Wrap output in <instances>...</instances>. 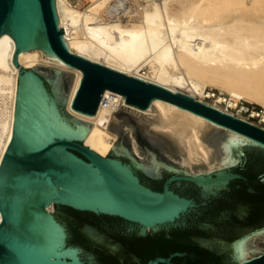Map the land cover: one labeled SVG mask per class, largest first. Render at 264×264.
Wrapping results in <instances>:
<instances>
[{
    "label": "water",
    "instance_id": "water-1",
    "mask_svg": "<svg viewBox=\"0 0 264 264\" xmlns=\"http://www.w3.org/2000/svg\"><path fill=\"white\" fill-rule=\"evenodd\" d=\"M54 6L55 0H0V36L12 37L13 64L19 69L12 137L0 164V264H105L98 251L111 248L112 240L94 221H77L64 209L117 218L145 236L178 226L199 208L192 198L204 204L229 182L243 179L239 173L248 155L253 154L252 170L264 168V129L71 53ZM31 49L81 71L71 108L85 116H94L104 91L110 90L140 110L159 99L232 131L217 134L211 144L217 160L228 166L192 174L169 160L179 150L162 132L148 131L150 125L120 109L108 129L118 138L101 157L83 145L94 124L65 110L75 74L42 65L24 69L18 54ZM172 174L178 175L158 191ZM49 206L54 213H48ZM194 238L210 254L203 264H264V211L248 222L211 226ZM184 255L146 264H171Z\"/></svg>",
    "mask_w": 264,
    "mask_h": 264
},
{
    "label": "bare ground",
    "instance_id": "bare-ground-1",
    "mask_svg": "<svg viewBox=\"0 0 264 264\" xmlns=\"http://www.w3.org/2000/svg\"><path fill=\"white\" fill-rule=\"evenodd\" d=\"M87 1V6L80 10L70 0H55L58 26L63 30L64 44L71 53L173 93H182L259 127L235 116L229 109L235 108L243 98L264 107V0ZM14 50L12 37L2 34L0 164L13 130L19 74L13 64ZM40 51L19 52L18 65L32 69L48 63L73 70L75 78L66 112L94 124L83 145L106 157L114 145V135L108 130L113 113L120 106L130 105L122 95L105 90L93 117L73 111L71 104L82 78L81 71L44 59L45 54ZM145 68L149 69L150 76L141 74ZM209 84L218 85L231 98L218 96L212 104L204 102L203 99L209 97L206 91ZM221 103L226 106L217 105ZM130 107L143 114L154 109L156 117L151 126L175 144L183 167L203 164L206 172H211L228 166L213 159L212 150L204 142L205 131L216 126L213 122L159 99H154L144 110ZM200 171L192 174L203 175L204 171ZM52 210L51 206L47 208L48 213Z\"/></svg>",
    "mask_w": 264,
    "mask_h": 264
},
{
    "label": "flooded vegetation",
    "instance_id": "flooded-vegetation-1",
    "mask_svg": "<svg viewBox=\"0 0 264 264\" xmlns=\"http://www.w3.org/2000/svg\"><path fill=\"white\" fill-rule=\"evenodd\" d=\"M251 164L252 160L248 159L244 170L239 173L243 179L229 182L224 189L206 198L204 204L199 203L198 198H192L200 206L194 212L185 216L178 226L157 232L149 231L145 236H141L136 227L117 218L96 217L73 212L71 214L79 220L88 219L94 221L95 227L112 240L114 244L111 248L98 251L105 264H146L154 258H168L174 253L185 255L173 258L171 264H203L210 254L207 249L201 247L195 240L196 234L219 224H236L251 221L259 217L264 211L258 212L257 210V208L262 207L264 200V168L252 170ZM177 175L172 174L165 177L158 191L162 190L165 181L169 177ZM158 176H162V173ZM140 179L144 182L141 177ZM146 185L154 190L150 185ZM187 185L192 186L190 184ZM238 201H244L246 205L237 206L236 203ZM253 211H256V214L251 217ZM213 215L219 216L221 218L220 221L212 220L211 217ZM185 234L188 235L186 236ZM155 243L159 244L154 247ZM176 245L184 246L186 249L173 248ZM152 254L154 256H151ZM120 255H123L121 260L118 259ZM84 260L89 261V259Z\"/></svg>",
    "mask_w": 264,
    "mask_h": 264
},
{
    "label": "rangeland",
    "instance_id": "rangeland-1",
    "mask_svg": "<svg viewBox=\"0 0 264 264\" xmlns=\"http://www.w3.org/2000/svg\"><path fill=\"white\" fill-rule=\"evenodd\" d=\"M70 2H71V4L74 7L77 6L76 8H78L80 10H83V8L85 6H87V4H88L87 0H82V2L80 1L79 3L76 2L75 0H70ZM40 52H42V51H40ZM40 65L46 66V67H49V68H53V69H56V70L64 71V72H67V73L74 74L73 70H71L69 68H60V67L58 68L54 64L43 63V64H40ZM143 73H145L144 74L145 76L146 75L150 76L149 69H147V68H145L144 70L141 71V74H143ZM219 88L220 87L218 85H210V84L207 85L206 86V91L209 94V97L208 98H204L203 99L204 102L212 104V103L215 102V100L217 99L218 96L223 97V98H225L227 100H229L231 98L230 95L225 90H222L221 88L220 89ZM237 103H238L237 106L235 108H230L229 111L231 113H233L235 116L242 117V118L246 119L247 121L258 125L259 121H260V117L252 116V114H250V112H260V113L264 114V107L260 103L252 102V101L246 100L245 98L238 100ZM217 105L219 107H221V108H224L226 106V104H224V103L217 104ZM119 109L124 111V112H126V113H128V114H130L131 116H133V117H135V118L147 123L148 125H150V128L148 129V131L159 132V131H155L152 128V126H151L152 120L156 117V112L154 111V109H152V111H150L151 113L150 112L147 113L148 115L147 114H143L141 111H138L137 109L132 108L130 106H126V107L125 106H120L115 112H118ZM261 126L264 127V124L261 123ZM111 133L114 135V143H115L117 138H118V136L116 134H114L113 132H111ZM220 133H225V131L218 129L216 126H210V128L207 131H205V134H204V142L212 150L213 159L214 158L217 159V158L215 156V153H214V150H213L211 144H212L215 136L217 134H220ZM166 137H168V136H166ZM168 139L170 140L169 137H168ZM181 158H182V156H181L180 152L178 154H171L169 156V160H171V161H173V162H175V163H177V164L182 166L181 161H180ZM184 167L186 169H188L191 173L198 172L200 170H201L200 173L202 171H204V172H202L203 174L204 173L208 174V173H212V172L217 171V169H215V170H213L211 172H206L205 166L203 164H197V163H194L192 168H188V166H184ZM54 212H55V210L53 208L52 213H54Z\"/></svg>",
    "mask_w": 264,
    "mask_h": 264
},
{
    "label": "trees",
    "instance_id": "trees-1",
    "mask_svg": "<svg viewBox=\"0 0 264 264\" xmlns=\"http://www.w3.org/2000/svg\"><path fill=\"white\" fill-rule=\"evenodd\" d=\"M248 157H249V158H248L249 160H252V158H253V154L248 155ZM251 157H252V158H251ZM64 210H66V211H68V212L70 211V213L73 212V211H71V210H69V209H64ZM257 210H258V212L264 210V203H263L262 207H261V208H257ZM73 213H76V212H73ZM255 214H256V211H255V212L253 211V212L251 213V217H253ZM258 214H259V213H258ZM251 217H249V218H251ZM74 219H76L77 221H80V220H79L78 218H76L75 216H74ZM77 231H78V233H79V230H77ZM185 235L187 236L188 234H185ZM157 244H159V243H157ZM157 244L155 243V244H154V247L157 246ZM173 248H177V249H179V250L186 249L184 246H181V247H180V245H176V246H174ZM151 256H154V254H152Z\"/></svg>",
    "mask_w": 264,
    "mask_h": 264
},
{
    "label": "built area",
    "instance_id": "built-area-1",
    "mask_svg": "<svg viewBox=\"0 0 264 264\" xmlns=\"http://www.w3.org/2000/svg\"><path fill=\"white\" fill-rule=\"evenodd\" d=\"M242 110H243V109H242ZM247 111H248V110H247ZM250 114H252V116L260 117V121H259L258 126H259V127H262V126H261V123L264 124V121L262 120V115H263V113H260V112H250ZM262 128H264V127H262Z\"/></svg>",
    "mask_w": 264,
    "mask_h": 264
}]
</instances>
